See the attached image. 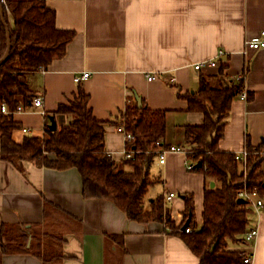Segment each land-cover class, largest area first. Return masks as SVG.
I'll return each mask as SVG.
<instances>
[{
    "label": "crops",
    "instance_id": "obj_1",
    "mask_svg": "<svg viewBox=\"0 0 264 264\" xmlns=\"http://www.w3.org/2000/svg\"><path fill=\"white\" fill-rule=\"evenodd\" d=\"M47 5L56 11L57 27L73 30L75 36L63 57L32 76L30 84L43 96V105L29 104L15 113L21 124L13 132L15 141L22 142L26 135L42 136L46 114L69 103L82 87L100 120L118 117L136 95L150 109L166 110L163 145L183 146L184 126L202 124L203 113L189 111L180 94L197 90L200 76L217 73L222 63L235 77L247 66L245 90L254 98L239 95L233 100L220 148L240 153L247 135L254 146L264 141V50L246 47V40L264 29V0H47ZM212 60L218 65L195 69L197 63ZM84 72H90V77L76 82L75 76ZM150 75L156 79L150 80ZM55 119L58 126L68 121L63 114ZM117 127L106 126L105 149L121 161L126 138ZM187 162L180 151H168L164 164L157 158L161 168L157 175L163 183L151 193L164 192L167 198L177 192L167 201L177 224L183 220L182 195L193 194L195 219L201 224L205 177L189 171ZM82 188L76 168L54 170L28 162L22 172L0 158V225L42 224L48 200L82 222L80 228L64 222L61 264H199V257L163 223L129 220L112 201L85 198ZM250 225L258 227L251 246L253 264H264V205L253 207ZM3 264L43 263L33 255L20 254L4 256Z\"/></svg>",
    "mask_w": 264,
    "mask_h": 264
},
{
    "label": "trees",
    "instance_id": "obj_2",
    "mask_svg": "<svg viewBox=\"0 0 264 264\" xmlns=\"http://www.w3.org/2000/svg\"><path fill=\"white\" fill-rule=\"evenodd\" d=\"M2 4L11 50L0 65V158L22 172L28 162L54 170L76 168L82 177L85 198L110 200L132 221L163 223L199 257V264H244L242 251L235 245L239 246L238 240L250 226L253 206L248 199L240 201L239 193L257 189L264 196V141L254 146L247 135L245 160L222 150L219 142L232 102L245 90L247 66L240 77H235L227 72L228 64L222 63L217 73L200 76L197 90L180 94L189 111L203 113L202 124L184 126L183 146L188 149V161L195 163L189 171L204 174L205 189L200 227L190 193L184 194L183 220L177 224L164 192L151 193L155 185L163 183L161 175L151 170L160 151L158 142L166 145L167 111L150 109L138 95L118 117L105 121L93 114L90 95L80 87L73 100L60 104L55 113L46 114L42 136L26 135L22 142L14 140L13 132L21 127L15 119L18 106H28L37 96L30 84L32 76L66 54L75 32L57 27L56 11L47 5V0H3ZM6 49L7 31L0 18V60ZM247 93L248 100H252L254 94ZM3 103L8 113L1 111ZM56 114L66 115L68 121L51 130L50 116ZM110 123L132 133L133 139L126 143L131 158L116 161L106 151V126ZM211 181L215 182L213 187ZM67 220L79 224L77 228L82 225L79 219L46 200L42 224L2 223L0 264L4 256L20 254L33 255L43 264H61ZM187 221V227L193 229L190 233L184 230Z\"/></svg>",
    "mask_w": 264,
    "mask_h": 264
},
{
    "label": "built area",
    "instance_id": "obj_3",
    "mask_svg": "<svg viewBox=\"0 0 264 264\" xmlns=\"http://www.w3.org/2000/svg\"><path fill=\"white\" fill-rule=\"evenodd\" d=\"M2 3H3V0H2ZM246 47L253 49V50H260V49L264 50V29L260 30V32L257 35L246 40ZM223 53H224L223 50H221L220 54H223ZM216 65H218L217 60L199 62L195 65V69L196 70H202L205 66H216ZM89 77H90V72H84L81 75L75 76L74 79L76 82H81L83 80H87ZM238 77H240V76H238ZM149 79L150 80L156 79V76L150 75ZM240 96L242 98L246 99L248 96L247 91L244 90L240 94ZM43 101H44L43 96L37 95L30 101L29 104L32 106L41 107L43 105ZM25 107L26 106L24 104H20L18 106L16 112L22 111ZM1 111L4 113L9 112V108L5 103L2 104ZM21 129L25 133H29V128L22 127ZM117 130L119 132H121L122 134H124V136L126 138V143L130 142L133 139L132 133L127 132L123 126H118ZM158 146L160 147V151L158 153V160H159L160 164H164L166 162V154L168 153V151H180V152L185 153V154H187V151H188V149L186 147H183V146H174L173 145L170 147H164V145L160 144V142H158ZM131 157H132L131 150L126 148L125 149V158H131ZM246 157H247V151L246 150H244L240 153H236L237 159L245 160ZM194 165H195V163L191 162V161H188L186 164L188 170L191 169ZM176 196H177L176 193L170 192L167 195L166 200L170 201ZM239 196L241 198L248 199L251 202L252 206L256 209H259L264 205L263 198L261 197V195L257 189H254L253 191L242 190V191H240ZM184 230L186 233H190V232H192L193 229L191 227H186ZM257 235H258V227L250 225V226H248L246 231L242 234L241 238L238 240V244L243 246L240 249L242 251V255L244 258V264H253V252H252L251 246H252L253 241Z\"/></svg>",
    "mask_w": 264,
    "mask_h": 264
},
{
    "label": "water",
    "instance_id": "obj_4",
    "mask_svg": "<svg viewBox=\"0 0 264 264\" xmlns=\"http://www.w3.org/2000/svg\"><path fill=\"white\" fill-rule=\"evenodd\" d=\"M0 12H1L2 22L4 23L5 29L7 31V49H6V52H5L4 56H3V58L0 60V65H1L2 63H4L8 59L9 54H10V50H11V35H10L8 24L6 23L5 18H4V13L5 12H4V8H3V5H2V0H0ZM137 100L139 102V105H141L140 98H137ZM50 119H51V123H50L49 127H50L51 130H55L57 128V121L55 119V116L51 115ZM200 164H201V162L199 161L197 165H200ZM182 197H184V195H182ZM240 201H243V199L241 198ZM188 223L189 222L187 221L185 226H184V228L187 227ZM30 240H31V238H30Z\"/></svg>",
    "mask_w": 264,
    "mask_h": 264
},
{
    "label": "rangeland",
    "instance_id": "obj_5",
    "mask_svg": "<svg viewBox=\"0 0 264 264\" xmlns=\"http://www.w3.org/2000/svg\"><path fill=\"white\" fill-rule=\"evenodd\" d=\"M166 159H167V154H166ZM186 167H187V166H186ZM160 171H161L160 165L157 164V163L153 164V167H152L151 173L154 174V175H157V174L160 173ZM191 172H192V171H191ZM157 187H158V185H155V186L153 187V189H152L151 192L155 191ZM174 193L177 194V192H174ZM252 213H253V212H252ZM250 218L252 219V214H251ZM197 225H198L197 227H200L201 224L199 223V224H197ZM235 247H237V248H242L243 246H242V245H239V246H238V245H235Z\"/></svg>",
    "mask_w": 264,
    "mask_h": 264
}]
</instances>
